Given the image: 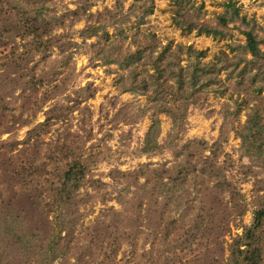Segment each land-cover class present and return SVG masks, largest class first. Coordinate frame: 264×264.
Segmentation results:
<instances>
[{
    "label": "rangeland",
    "instance_id": "374dc122",
    "mask_svg": "<svg viewBox=\"0 0 264 264\" xmlns=\"http://www.w3.org/2000/svg\"><path fill=\"white\" fill-rule=\"evenodd\" d=\"M49 12L0 45V264H237L246 241L264 264V65L243 32L264 52V0ZM77 165L72 195L46 192Z\"/></svg>",
    "mask_w": 264,
    "mask_h": 264
},
{
    "label": "trees",
    "instance_id": "16d2710c",
    "mask_svg": "<svg viewBox=\"0 0 264 264\" xmlns=\"http://www.w3.org/2000/svg\"><path fill=\"white\" fill-rule=\"evenodd\" d=\"M230 6H233V4L230 3ZM238 13V9L234 8L231 17H228L226 13L221 15L219 17L220 24L225 26L228 25L231 21L235 20ZM51 17L53 16L49 12V0H0V45L8 41V39H6L8 36H19L20 38H24L28 35L38 38L44 36V34H47L52 29L50 27L52 23L50 21ZM205 32L216 33L217 31L206 29ZM243 32L246 35L248 51L255 60H259L262 65H264V52L261 51L258 40L250 31ZM185 97L189 100L190 104L192 102L190 97L188 95ZM170 115L175 125H183L185 114L182 111H174L170 113ZM156 146L157 143L154 141L152 147L156 148ZM84 175L85 169L82 165L75 166V169L74 166H71L64 173L63 177L59 178L53 190H46V192H51V194L60 200L62 198L66 199V196L72 195L74 190L76 191L79 188L81 184L80 180H82ZM51 194L48 196L49 198L53 197ZM47 206L49 207L50 204H47ZM17 215L27 220V215H23V213ZM261 218L262 215L260 214V219ZM9 220L7 218L3 220V226H5L4 228H6L8 234H10L12 238H15L16 242L29 243L31 237H29V234L26 232L25 224L21 222L20 225L17 223L10 225V223L8 224ZM49 244L54 248L51 242ZM244 245H246V248L242 249L241 246H239L237 251H235L236 263L240 264L241 261L242 264H262L257 247L251 246V241H246ZM47 253L49 252H46L45 256H48ZM53 258L55 259V256Z\"/></svg>",
    "mask_w": 264,
    "mask_h": 264
}]
</instances>
